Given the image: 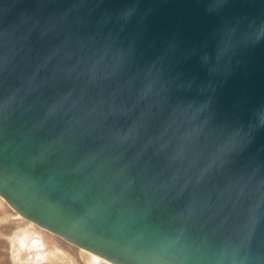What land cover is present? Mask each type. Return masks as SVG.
I'll return each mask as SVG.
<instances>
[{"label": "water", "instance_id": "1", "mask_svg": "<svg viewBox=\"0 0 264 264\" xmlns=\"http://www.w3.org/2000/svg\"><path fill=\"white\" fill-rule=\"evenodd\" d=\"M0 196L98 264H264V0H0Z\"/></svg>", "mask_w": 264, "mask_h": 264}, {"label": "rangeland", "instance_id": "2", "mask_svg": "<svg viewBox=\"0 0 264 264\" xmlns=\"http://www.w3.org/2000/svg\"><path fill=\"white\" fill-rule=\"evenodd\" d=\"M23 234L27 240L32 237L40 239L44 248H31L21 253L17 238ZM84 250L22 217L0 196V264L99 263L93 254ZM41 251L45 255L43 261H39L36 256Z\"/></svg>", "mask_w": 264, "mask_h": 264}, {"label": "bare ground", "instance_id": "3", "mask_svg": "<svg viewBox=\"0 0 264 264\" xmlns=\"http://www.w3.org/2000/svg\"><path fill=\"white\" fill-rule=\"evenodd\" d=\"M17 241H18V248H19V251L21 253H22V251H25V250L31 249V248H38V249H43L44 248V243H42V241L40 239H38L36 237H32L30 240H27L25 234H23L22 236H19L17 238ZM82 250H84V249L82 248ZM84 251H86V250H84ZM86 252H89V253L93 254L95 256L94 259L96 261L100 262L101 259L103 260V258L100 257L97 254H94V253H92V252H90L88 250ZM36 256H37V259L39 261H43L44 258H45V255H44L43 251H41V253L39 252ZM97 264H98V262H97Z\"/></svg>", "mask_w": 264, "mask_h": 264}]
</instances>
